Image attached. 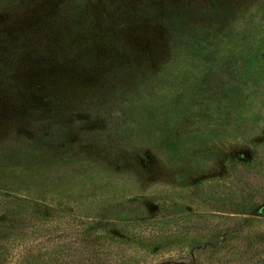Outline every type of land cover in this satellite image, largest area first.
<instances>
[{"label":"rangeland","instance_id":"1","mask_svg":"<svg viewBox=\"0 0 264 264\" xmlns=\"http://www.w3.org/2000/svg\"><path fill=\"white\" fill-rule=\"evenodd\" d=\"M0 190L199 213L178 264H264V0H0Z\"/></svg>","mask_w":264,"mask_h":264},{"label":"trees","instance_id":"2","mask_svg":"<svg viewBox=\"0 0 264 264\" xmlns=\"http://www.w3.org/2000/svg\"><path fill=\"white\" fill-rule=\"evenodd\" d=\"M114 205L124 214L93 222L0 190V256L15 264H178L214 226L199 213H145L148 204L133 198Z\"/></svg>","mask_w":264,"mask_h":264}]
</instances>
